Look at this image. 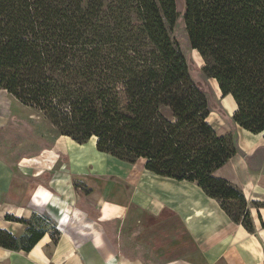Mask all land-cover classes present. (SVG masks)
<instances>
[{
  "label": "trees",
  "instance_id": "obj_1",
  "mask_svg": "<svg viewBox=\"0 0 264 264\" xmlns=\"http://www.w3.org/2000/svg\"><path fill=\"white\" fill-rule=\"evenodd\" d=\"M184 7L191 49L222 98L234 101L233 123L264 135V0H184ZM179 17L177 0H0V92L60 136L94 140L128 167L144 160L152 175L196 183L253 234L242 191L214 175L238 151L209 121L208 97L172 37ZM44 236L34 232L21 246L0 230V247L29 252Z\"/></svg>",
  "mask_w": 264,
  "mask_h": 264
},
{
  "label": "crops",
  "instance_id": "obj_2",
  "mask_svg": "<svg viewBox=\"0 0 264 264\" xmlns=\"http://www.w3.org/2000/svg\"><path fill=\"white\" fill-rule=\"evenodd\" d=\"M216 132L226 135L223 130L216 129ZM237 151L214 175L237 186L248 201L257 193L264 194V173L254 171L249 155L239 147ZM0 165L6 169L4 172L0 166V230L17 236L22 225L5 217H21L20 210L24 208L37 213L48 210L54 191L36 180L21 178L11 167ZM159 178L145 170L140 176L131 175L123 187L112 186L113 192L108 194L102 188L104 179L88 175L85 183L93 190L79 195L82 205L75 208L88 221L84 224L86 231L68 229L70 223L66 222L56 243L46 233L29 252L0 247V264H151L133 257L122 260L113 244L116 234L110 232L100 218L91 215L97 207L105 209L110 203L114 208L123 207V214H117V233L125 237L134 234V241L151 248L157 264H263L264 227L258 215L260 213L264 223V208L252 214L255 225L252 234L231 221L220 203L207 196L196 183ZM140 182L148 188L159 187L166 193L169 204L142 193L139 201H133L134 186ZM111 197L114 201L108 202ZM65 215V208H59L58 219L62 221Z\"/></svg>",
  "mask_w": 264,
  "mask_h": 264
},
{
  "label": "rangeland",
  "instance_id": "obj_3",
  "mask_svg": "<svg viewBox=\"0 0 264 264\" xmlns=\"http://www.w3.org/2000/svg\"><path fill=\"white\" fill-rule=\"evenodd\" d=\"M177 10L180 17L172 37L179 44L189 64L192 79L208 97L212 111L209 121L219 132L223 130L226 134H231L236 148L239 147L249 155V163L253 170L259 174L264 173V135L253 134L233 123L232 115L236 110L234 101L229 97L222 98L218 84L207 78L203 72L204 61L191 49L184 22V0H177ZM0 163L11 167L21 178L36 180L39 184L41 182L40 185L43 187L54 191L48 210L37 213L24 208L20 210L23 214L21 217L7 215L24 220V223H20L22 226L19 234L15 236L21 246H28L32 233L37 231L49 233L52 241L56 243L61 235L60 230H65L66 222L70 223L68 229L71 228L75 232L78 228L86 231L84 224L88 221L75 208L76 205L78 208L82 205L79 197L93 190L85 183L88 175L93 174L100 180L104 179L105 182H101L103 191L111 194L112 186L123 187L131 175L140 176L145 171L144 164L140 161L128 167L109 155L98 152L94 140L79 144L70 138L60 136L43 115L24 107L6 92H0ZM0 166L6 172L5 167ZM113 177H117V181L111 180ZM134 188L136 197L133 201H139L142 193L158 197L165 204H169L166 193L159 187L148 188L140 182L136 183ZM114 199L111 197V200L107 201L112 202ZM110 204L105 209L97 207V211L91 215L100 218L101 222L107 224L106 228L109 227L108 230L116 234L113 244L122 260L124 257H133L157 264L151 248L134 241V234L125 237L117 233V214H123V207L114 208V205ZM228 205L232 210H237V202ZM59 208H65L67 214L62 221L58 219ZM262 208H264L262 193H257L247 201V209L252 219V214ZM105 231L110 235L107 230ZM262 261L264 264V253Z\"/></svg>",
  "mask_w": 264,
  "mask_h": 264
},
{
  "label": "bare ground",
  "instance_id": "obj_4",
  "mask_svg": "<svg viewBox=\"0 0 264 264\" xmlns=\"http://www.w3.org/2000/svg\"><path fill=\"white\" fill-rule=\"evenodd\" d=\"M71 139V138H70ZM93 144V143H92Z\"/></svg>",
  "mask_w": 264,
  "mask_h": 264
},
{
  "label": "water",
  "instance_id": "obj_5",
  "mask_svg": "<svg viewBox=\"0 0 264 264\" xmlns=\"http://www.w3.org/2000/svg\"><path fill=\"white\" fill-rule=\"evenodd\" d=\"M233 116V115H232Z\"/></svg>",
  "mask_w": 264,
  "mask_h": 264
}]
</instances>
